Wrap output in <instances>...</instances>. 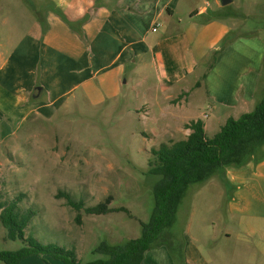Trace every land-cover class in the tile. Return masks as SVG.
<instances>
[{"label": "crops", "instance_id": "obj_1", "mask_svg": "<svg viewBox=\"0 0 264 264\" xmlns=\"http://www.w3.org/2000/svg\"><path fill=\"white\" fill-rule=\"evenodd\" d=\"M36 1L25 29L0 26V155L36 119L66 109L78 94L96 105L119 98L130 69L149 95V116L162 93L157 117L168 140L174 128L197 119L215 135L263 95L264 36L235 30L237 15L251 16L264 0H232L227 5L246 9L225 13L221 0ZM184 130L178 140L191 133ZM222 180L205 183L217 187L216 217L191 215L182 240L176 232L171 237L182 249L152 247L142 264H264V159L229 166ZM27 259L20 264H49L46 257Z\"/></svg>", "mask_w": 264, "mask_h": 264}, {"label": "rangeland", "instance_id": "obj_2", "mask_svg": "<svg viewBox=\"0 0 264 264\" xmlns=\"http://www.w3.org/2000/svg\"><path fill=\"white\" fill-rule=\"evenodd\" d=\"M31 1L37 2L0 0V26L25 29L34 17L29 9ZM237 4L225 6L222 13L246 9L242 4L238 9ZM237 17L242 20L235 34L257 31L264 36L261 5L251 16ZM128 73L129 80L122 82L119 98H107L96 105L78 94L66 109L36 119L20 140L12 141L0 155V200L7 205L15 201L17 211L32 213L25 228L26 236L31 235L43 244L73 249L83 262L102 257L94 252L102 241L116 244L141 236L142 222L150 220L154 207L153 188L160 179L149 173V161L154 159L152 149L181 139L187 128L186 125L174 128L175 137L164 138L165 128L157 117L165 103L162 93L159 105L153 106L149 116L150 103H146L149 95L143 87L138 89L131 69ZM140 91L143 92L139 94ZM213 131L208 129L210 137ZM214 178L223 182L220 176ZM211 186L195 184L187 190L171 229L181 240L191 215L216 217L218 210L211 203L219 198L216 185ZM225 190L219 208L222 211L229 194L227 187ZM62 191L69 192L76 201H83L84 207L74 208L58 195ZM100 203H106L111 211L104 214L86 211L87 207ZM198 224L192 229L193 234ZM26 244L20 237L11 238L0 218V252L17 250ZM46 260L49 264H64L51 257ZM0 264L6 263L0 260Z\"/></svg>", "mask_w": 264, "mask_h": 264}, {"label": "trees", "instance_id": "obj_3", "mask_svg": "<svg viewBox=\"0 0 264 264\" xmlns=\"http://www.w3.org/2000/svg\"><path fill=\"white\" fill-rule=\"evenodd\" d=\"M186 127L191 129L186 139L164 142L159 148L152 149L154 159L149 161V173L160 176V179L153 188L154 207L150 220L142 222L140 237L116 244L102 241L94 250L102 257L83 262L73 249L53 243L43 244L31 235L26 236L25 228L32 213L17 211L15 201L7 205L0 200V218L9 235L27 242L17 250L1 251L0 260L6 264H20L35 255L62 260L64 264H142L152 247L168 244L171 251L181 248V240L175 247L172 244L171 237L177 234L171 229L187 190L215 176L223 178L229 166L241 167L250 161L264 159V90L252 111L238 118L230 117L212 137L207 135L201 119L192 120ZM58 195L65 197L78 210L84 207L83 201H76L69 192L62 191ZM86 211L104 214L111 209L106 203H100L87 207ZM181 259L182 253L179 262Z\"/></svg>", "mask_w": 264, "mask_h": 264}, {"label": "water", "instance_id": "obj_4", "mask_svg": "<svg viewBox=\"0 0 264 264\" xmlns=\"http://www.w3.org/2000/svg\"><path fill=\"white\" fill-rule=\"evenodd\" d=\"M223 5H227L232 2V0H221Z\"/></svg>", "mask_w": 264, "mask_h": 264}, {"label": "built area", "instance_id": "obj_5", "mask_svg": "<svg viewBox=\"0 0 264 264\" xmlns=\"http://www.w3.org/2000/svg\"><path fill=\"white\" fill-rule=\"evenodd\" d=\"M154 30H156V28H154Z\"/></svg>", "mask_w": 264, "mask_h": 264}]
</instances>
